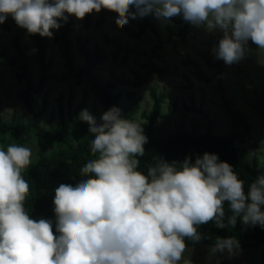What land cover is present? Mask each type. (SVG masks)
Listing matches in <instances>:
<instances>
[{"label": "clouds", "instance_id": "clouds-1", "mask_svg": "<svg viewBox=\"0 0 264 264\" xmlns=\"http://www.w3.org/2000/svg\"><path fill=\"white\" fill-rule=\"evenodd\" d=\"M102 8L117 13V27L153 14L219 30L213 52L226 65L245 56L249 40L264 50V0H0V24L11 15L27 33L51 38L69 16L83 19ZM79 118L93 134L96 158L80 169L85 178L75 186L55 188V233L51 219H32L25 210L29 183L22 171L32 163L31 149L15 143L0 148V264H191L185 238L199 241L202 224L234 227L239 218L264 228V174L245 191L233 166L209 152L194 162L158 157L144 174L138 157L148 138L140 123L115 106L100 123L87 109ZM238 247L235 237H218L212 251Z\"/></svg>", "mask_w": 264, "mask_h": 264}, {"label": "rangeland", "instance_id": "rangeland-1", "mask_svg": "<svg viewBox=\"0 0 264 264\" xmlns=\"http://www.w3.org/2000/svg\"><path fill=\"white\" fill-rule=\"evenodd\" d=\"M131 10L134 12L135 8ZM99 18L100 13L93 11L90 13L88 27H84L85 17H68L67 21H73L78 26V30L71 34L72 54L77 67L84 64L75 40L76 36L80 35L88 40L89 47L97 44L103 48L105 58L99 65V74L104 79L113 74L132 78V70L144 74L150 69V64L161 70L152 72L142 87L132 88L121 84L116 86L114 91L118 92L121 98L115 107L123 117L140 123L144 135L147 136V121L142 113H151L152 86L158 93H166L161 116L155 123L157 137H166L179 131L203 133L208 128L216 135L228 134V108L218 91L216 80H206L214 75V65L219 63L225 98L231 108L245 114L250 126L249 143H258L255 157L259 163H264V50L257 49L249 40L245 56L236 63L226 65L222 59H217L213 52L222 36L219 30L208 32L202 27L197 28L190 24L185 35L180 37L176 32L181 25L170 23V28L167 29L163 21L153 14H149V21L153 23L154 30L146 28L143 32L139 29L142 23L140 16L135 19L129 17L128 23L123 27H117L115 24L117 15H106L98 23ZM51 31L54 35L57 29ZM15 36L26 48L34 84L37 83L39 73L35 42L27 30L19 27L11 15H8L5 22L0 24V68L4 72V82L0 87V109L4 120H10L15 111L21 116L24 127L20 132L23 141L9 139L5 143V151L12 143L30 148L32 165L37 158V140L28 127L32 116L21 98L24 84L15 76L19 71L16 51L12 44ZM106 36L116 38L121 48L107 44L104 41ZM47 50L48 56L52 58V76L43 89L32 93L33 107L40 112L42 125L48 128L51 123L58 125L62 120L68 122L66 107L69 98L70 111H73L83 99L84 92L88 93V97L83 109H87L96 118L97 123H100L102 106L84 81L78 84L73 75L67 79L62 77L65 66L53 36L47 37ZM130 92L138 96L139 100L137 110L127 118L126 112L134 102L132 98L127 97ZM60 97L63 104L62 115L59 114ZM213 246L206 243L186 246L184 258L189 259L191 264H264V244L234 248L232 253L227 250L214 253Z\"/></svg>", "mask_w": 264, "mask_h": 264}, {"label": "trees", "instance_id": "trees-1", "mask_svg": "<svg viewBox=\"0 0 264 264\" xmlns=\"http://www.w3.org/2000/svg\"><path fill=\"white\" fill-rule=\"evenodd\" d=\"M99 13L98 23L106 15H117V13L103 8ZM141 19L142 23L139 28L141 32L146 28L154 30L153 23L149 21V14L141 17ZM89 22L90 14H86L83 23L84 27H88ZM61 23L62 26L53 35V41L58 44L61 57L63 58L65 72L62 77L67 79L73 75L78 84L84 81L91 93L97 97L103 112L116 106L120 100V94L114 91L118 84L139 88L147 82L152 72H161L160 69L150 64V69L144 74H139L136 70H132V78L113 74L110 78L104 79L99 74V65L105 58L103 48L97 44L92 48L89 47L88 40L80 35H77L75 40L84 64L81 67H77L72 54L73 42L71 34L78 30V26L70 20ZM170 23L181 25L178 32H176L180 37L185 35L190 25L181 16L173 17L169 21H163L167 29L170 28ZM29 36L35 42L36 61L39 66L36 84L33 81L31 64L26 54L25 46L20 43L17 36L12 41L16 51V61L19 64V71L16 72L15 76L24 84L21 98L32 116L28 127L35 136V140H37V158L32 165L22 171L24 179L29 183V193L24 201V206L32 219H51L53 221V232L55 233V213L53 211L55 188L61 183L75 186L77 182L85 178L81 176L80 169L89 160L96 158L90 151V142L93 139V134L88 131V123L79 118L81 110L85 107L88 93L84 92L83 99L73 111H70L71 98H69L66 107L68 122L62 120L58 125L51 123L48 128L44 127L41 122L40 112L33 107L32 93L43 89L47 80L52 76V58L48 56L47 37H41L39 34H29ZM104 41L107 44H113L118 49L121 48V44L116 38L106 36ZM214 67H216L214 75L206 80H216L218 91L228 108L230 115V130L228 134L216 135L208 128L203 133L179 131L166 137H157L155 135V123L161 116V107L166 93H158L156 88L151 86L152 110L150 114L142 113L147 121L145 129L148 139L147 143L143 145L144 155L138 157L140 160L138 170L147 174L148 166L154 165L158 157H162L168 162H180L185 157H188L191 162H194L195 158L202 156L204 152L216 153L220 160L226 161L233 166V171L244 181L245 191H247L250 183L259 174H264V163H259L255 157L258 143H249L251 140L249 137L250 126L245 114L238 109L231 108L225 98L221 85L222 77L219 63H216ZM198 77H200L199 74ZM3 82L4 72L0 68V87ZM127 97L134 100L132 106L126 112V117L129 118L137 110L139 99L133 92L128 93ZM58 101L59 114L62 115L63 104L61 97L58 98ZM23 127L21 116L15 111L10 120H4L0 109V148L5 150V143L9 139L22 142L23 138L20 132ZM224 209L226 217L231 214L228 211L227 202L224 203ZM197 230L202 234L201 239L193 241L185 238L186 246L200 243L215 245L218 237H235L239 242L238 248L264 244V228L259 225H243L239 218L234 227L227 225L224 228H218L213 222H209L198 226Z\"/></svg>", "mask_w": 264, "mask_h": 264}]
</instances>
